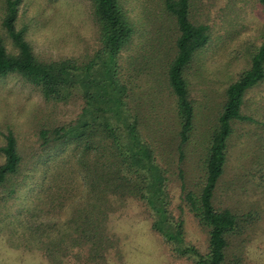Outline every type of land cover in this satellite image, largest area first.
I'll list each match as a JSON object with an SVG mask.
<instances>
[{
    "label": "trees",
    "instance_id": "1",
    "mask_svg": "<svg viewBox=\"0 0 264 264\" xmlns=\"http://www.w3.org/2000/svg\"><path fill=\"white\" fill-rule=\"evenodd\" d=\"M20 1L0 0V78L17 74L52 111L38 123V144L26 157L13 132L3 134L0 207L7 205L8 219L0 222L8 246L37 255V264H123L121 240L130 228L121 235L114 222L137 201L152 211L149 227L171 251L181 249L194 264H240L246 242L232 238L249 215L215 205L213 198L233 124L252 120L241 112L244 94L264 79L260 34L246 46L243 67L219 88L221 100L200 108L197 139L190 87L207 70L205 51L213 38L211 23L192 14L216 0H129L135 6L129 9L121 0H80L93 46L57 59L38 56L23 36L28 26H15ZM224 1L218 7H227L229 20L244 11L240 0ZM244 1L264 9V0ZM258 30L264 35V24ZM68 102L77 108L60 118V104ZM204 112L212 115L206 119ZM174 162L180 198L206 233L204 252L183 242L182 221L167 208ZM179 162L186 163L183 169ZM193 170L194 184L186 187L181 179H191Z\"/></svg>",
    "mask_w": 264,
    "mask_h": 264
},
{
    "label": "rangeland",
    "instance_id": "2",
    "mask_svg": "<svg viewBox=\"0 0 264 264\" xmlns=\"http://www.w3.org/2000/svg\"><path fill=\"white\" fill-rule=\"evenodd\" d=\"M121 1L127 9L135 8L129 0ZM222 1L225 2L216 0L213 5L207 1L206 11H195L192 14L194 18H197L195 14H199L202 20L211 23L210 36L213 38L205 51L207 70H200L202 78H194L190 87V96L196 100L195 117L199 116L193 129V136L197 139L195 130L203 127L200 117L204 109L200 111V108L221 100L219 88L225 85L228 74L243 67L242 58H246L244 52L247 51L248 43L253 40L254 33L260 34L257 40H264V35L258 30L264 24V9H260L255 3L249 5L240 0L241 5L244 4L246 8L242 7L244 11L236 13L229 20L230 16L224 11L227 7L219 10V5L224 6ZM22 24L28 26L24 29L23 36L30 42L33 51L47 59L78 57L93 46L91 20L80 0H21L15 26ZM248 47L250 49V44ZM202 88L208 90L202 91ZM243 102L241 112L251 116L252 120H235L233 124V131L227 141L225 166L214 191L213 201L215 205L229 204L236 212L249 215L247 225L242 227L237 237L233 235L232 242H246L238 259L240 264H264V79L257 86L246 90ZM61 104L58 115L60 118L72 116L71 108L74 111L77 108L71 106L70 102ZM51 111L35 87L17 74L10 73L0 78V144L4 142L3 134L9 128L16 138L18 148L26 157L29 149L38 144L39 140L35 135L38 123L44 122L45 116L51 115ZM52 113L55 114L54 109ZM211 115L203 113L206 119ZM195 157L193 155L189 159L191 163H194ZM183 163H178L179 168L183 169L186 164ZM177 169V162H174L168 173L166 187L170 199L167 208L174 218L180 217L182 221L183 242L204 252L207 245L206 233L180 198ZM195 177L193 170L187 177L191 179L181 181L184 186L191 187ZM227 187L232 189L231 194ZM24 192L26 188H22L21 194ZM7 208V205L0 207V218L8 219ZM124 208V216L116 219L113 227L121 235L130 228L128 236L121 240L123 264H194L192 258L182 253L181 249L171 251L170 242H164L159 233L149 227L153 217L150 209H145L137 201L128 202ZM1 226L2 222L0 264H37V255L8 246V232Z\"/></svg>",
    "mask_w": 264,
    "mask_h": 264
}]
</instances>
